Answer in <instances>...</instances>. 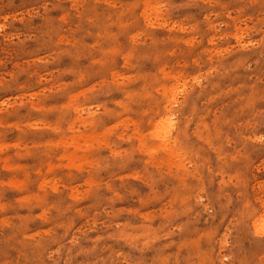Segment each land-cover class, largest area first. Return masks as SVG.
Wrapping results in <instances>:
<instances>
[{
    "label": "rangeland",
    "instance_id": "374dc122",
    "mask_svg": "<svg viewBox=\"0 0 264 264\" xmlns=\"http://www.w3.org/2000/svg\"><path fill=\"white\" fill-rule=\"evenodd\" d=\"M0 264H264V0H0Z\"/></svg>",
    "mask_w": 264,
    "mask_h": 264
},
{
    "label": "bare ground",
    "instance_id": "6f19581e",
    "mask_svg": "<svg viewBox=\"0 0 264 264\" xmlns=\"http://www.w3.org/2000/svg\"><path fill=\"white\" fill-rule=\"evenodd\" d=\"M168 120H169V119H168ZM166 121H167V120H166ZM166 123H167V122H166ZM166 123H165V124H166ZM169 123H170V121H169ZM163 126H165V125H163Z\"/></svg>",
    "mask_w": 264,
    "mask_h": 264
}]
</instances>
